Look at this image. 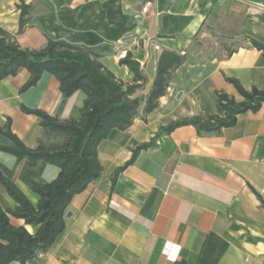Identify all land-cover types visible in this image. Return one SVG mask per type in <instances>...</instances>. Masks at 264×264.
Returning <instances> with one entry per match:
<instances>
[{
  "label": "crops",
  "instance_id": "1",
  "mask_svg": "<svg viewBox=\"0 0 264 264\" xmlns=\"http://www.w3.org/2000/svg\"><path fill=\"white\" fill-rule=\"evenodd\" d=\"M18 3L0 0V26L21 48L40 49L47 36L102 48L99 61L124 84L133 74L120 59L129 54L145 78L135 92L141 99L163 50L183 58L157 107L98 143L100 177L72 196L64 230L48 250L24 264H264V104L218 133H198L192 125L161 132L124 165L160 126L223 115L216 92L241 99L225 77L264 89V51L247 37L264 39V0H24L28 22L21 28ZM28 77L20 68L0 80V126L9 117L12 132L31 148L60 142L20 105L67 119L84 95L77 90L63 100L49 72L20 92ZM142 107L143 100L140 114ZM0 144L10 141L0 134ZM0 171L35 204L32 186L50 182L59 168L0 151ZM0 206H16L2 184Z\"/></svg>",
  "mask_w": 264,
  "mask_h": 264
},
{
  "label": "trees",
  "instance_id": "2",
  "mask_svg": "<svg viewBox=\"0 0 264 264\" xmlns=\"http://www.w3.org/2000/svg\"><path fill=\"white\" fill-rule=\"evenodd\" d=\"M20 28L25 26L29 6L19 0ZM251 43L264 51V39L247 34ZM69 43L47 36L45 45L36 50L21 48L11 34L0 26V80L15 75L20 68L29 72L28 79L19 91L35 85L43 72L53 74L59 82L62 99L79 90L83 93L82 104L75 116L59 119L44 110L20 105L23 112L33 114L46 130L61 136L53 144L40 143L31 148L24 144L11 130L8 117L0 126V134L10 144H0V151L18 159L42 160L59 168L56 177L45 184H34L32 191L38 200L33 204L16 184L0 171V184L16 203L15 208L0 206V264L26 261L48 250L56 237L64 230V214L72 196L90 181L100 177L102 167L96 147L113 128L124 130L139 115L145 119L158 105V99L166 93L171 71L182 63V56L174 51L163 50L157 59L154 78L143 99L135 96L144 82L139 64L126 54L120 63L132 72V83L124 84L99 61V50ZM241 96L236 101L223 91L216 92L217 103L223 115L196 114L170 121L158 128L148 142L136 146L130 159L152 145L161 132H171L177 127L192 125L198 133H218L236 123L237 116L247 111H257L264 104V89H245L237 79L225 77ZM143 100L141 114L139 106ZM124 166L115 170V174ZM11 218L22 220L14 224ZM25 225L35 227L30 233Z\"/></svg>",
  "mask_w": 264,
  "mask_h": 264
},
{
  "label": "built area",
  "instance_id": "3",
  "mask_svg": "<svg viewBox=\"0 0 264 264\" xmlns=\"http://www.w3.org/2000/svg\"><path fill=\"white\" fill-rule=\"evenodd\" d=\"M148 6H149V3H146V4L143 6L142 11H143V12H146V11L148 10ZM154 47L157 49V48H158V45L155 44ZM181 53H184V52L182 51ZM118 56H120V57L123 56V53H122V52L118 53Z\"/></svg>",
  "mask_w": 264,
  "mask_h": 264
}]
</instances>
